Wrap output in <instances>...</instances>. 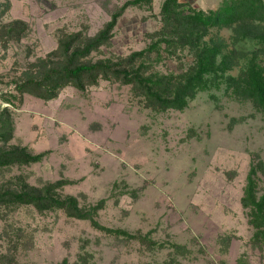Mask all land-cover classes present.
<instances>
[{"label": "rangeland", "instance_id": "obj_1", "mask_svg": "<svg viewBox=\"0 0 264 264\" xmlns=\"http://www.w3.org/2000/svg\"><path fill=\"white\" fill-rule=\"evenodd\" d=\"M178 1L215 10L223 0ZM163 2L0 0V104H8L2 95L16 94L11 80L53 51L60 37L93 36L116 12L110 39L86 60H117L146 48L161 27ZM14 21L20 23L9 35ZM204 39L221 43L225 55L233 50L225 76L238 75L250 60L264 67V41L235 39L226 26L211 27ZM191 60L187 50L162 52L145 73L176 74ZM225 76L183 109H158L140 89L105 78L85 90L66 85L49 100L28 93L14 100L7 146L45 155L0 170V186L61 182L57 195L73 196L86 209L99 204V224L143 239L103 231L61 209L15 206L0 215V264L64 258L67 264H264V244L253 240L241 202L252 164H262L256 178L264 191V115Z\"/></svg>", "mask_w": 264, "mask_h": 264}, {"label": "trees", "instance_id": "obj_2", "mask_svg": "<svg viewBox=\"0 0 264 264\" xmlns=\"http://www.w3.org/2000/svg\"><path fill=\"white\" fill-rule=\"evenodd\" d=\"M119 15L120 11L114 13L93 36L75 33L60 37L53 51L30 64L33 68L30 66L11 80L16 94H1L8 104H0V170L15 164L38 162L45 155L44 152L30 153L18 145L7 146L14 129L9 106L14 105V100L20 102L24 93L49 100L66 85L85 90L96 84L99 78H105L140 89L144 98L158 109H183L199 90L208 86V82L224 77L230 64L233 50L225 55L221 43L209 45L205 42L204 36L211 27L231 28L235 39L250 36L264 41V31L258 30L264 21L263 0H223L215 10L194 8L178 0H164L161 27L152 35L154 37L146 48L122 59L86 60L92 51L108 42ZM19 23L14 21L10 27L7 26L9 35H13ZM177 50H187L192 57L185 70L176 74L145 73L153 55L161 56L162 52L173 55ZM225 81L236 95L251 100L264 115V67L261 64L250 60L238 75L227 74ZM260 167L261 163L252 164L241 202L248 209L249 223L254 229L253 240L264 244V191L259 194L256 178ZM61 184H46L40 188L24 182L19 186H0V215L22 205H31L38 212L61 209L67 216L88 219L94 227L103 231L143 239L125 230L99 224L95 218L99 204L86 209L73 196L60 197L54 188ZM59 264H67V259L64 258ZM74 264H84V261Z\"/></svg>", "mask_w": 264, "mask_h": 264}]
</instances>
